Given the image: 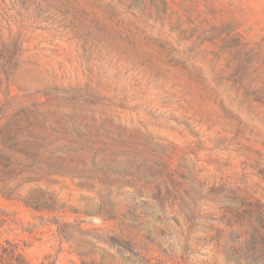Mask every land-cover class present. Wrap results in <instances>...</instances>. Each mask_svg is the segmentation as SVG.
Here are the masks:
<instances>
[{
  "label": "rangeland",
  "instance_id": "1",
  "mask_svg": "<svg viewBox=\"0 0 264 264\" xmlns=\"http://www.w3.org/2000/svg\"><path fill=\"white\" fill-rule=\"evenodd\" d=\"M0 264H264V0H0Z\"/></svg>",
  "mask_w": 264,
  "mask_h": 264
}]
</instances>
